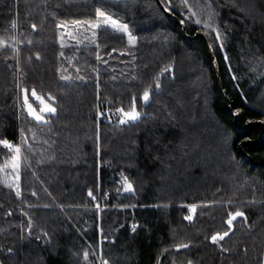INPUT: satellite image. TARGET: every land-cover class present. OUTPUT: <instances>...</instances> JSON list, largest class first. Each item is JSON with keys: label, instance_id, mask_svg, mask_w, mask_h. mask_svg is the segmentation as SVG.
<instances>
[{"label": "trees", "instance_id": "16d2710c", "mask_svg": "<svg viewBox=\"0 0 264 264\" xmlns=\"http://www.w3.org/2000/svg\"><path fill=\"white\" fill-rule=\"evenodd\" d=\"M159 1L0 0V264H262L264 0Z\"/></svg>", "mask_w": 264, "mask_h": 264}, {"label": "water", "instance_id": "95a60500", "mask_svg": "<svg viewBox=\"0 0 264 264\" xmlns=\"http://www.w3.org/2000/svg\"><path fill=\"white\" fill-rule=\"evenodd\" d=\"M156 2L158 3V5L163 9V11H164V12H165L170 18H172L174 21H176L177 23L180 24L182 34H183V36H184L186 39H191V38L194 37V36H189L188 34H186V32H185V28H184V24H183V23H182L177 17H175V16H174L173 14H171L168 10H166V9L162 6V4H161V2H160L159 0H156ZM199 35L203 38V40H204V42H205V45H206V47H207L208 53H209V55H210V58L212 59V63H213L214 69H215V73H216V77H217L218 84H219L220 88L223 89V88H222L221 81H220V78H219V70H218V67H217V62H216V59H215V57H214L213 51H212L211 47L209 46V44L207 43V41H206V39L204 38V36H203L202 34H199ZM222 91H223V90H222ZM223 94L225 95V92H224V91H223ZM255 122H257V123H261V124H264V122H262V121H260V120H257V121H255ZM249 124H250V123H249ZM263 134H264V129H263L262 135H263Z\"/></svg>", "mask_w": 264, "mask_h": 264}, {"label": "rangeland", "instance_id": "374dc122", "mask_svg": "<svg viewBox=\"0 0 264 264\" xmlns=\"http://www.w3.org/2000/svg\"><path fill=\"white\" fill-rule=\"evenodd\" d=\"M23 100L25 101L24 106L29 111V113L38 119H42L43 115L50 110V106L42 98L37 99L38 107H36L33 103L28 101V99H24V97ZM133 117H134L133 114H124L123 119H128ZM260 120L264 122V119H260ZM262 264H264V260L262 261Z\"/></svg>", "mask_w": 264, "mask_h": 264}, {"label": "crops", "instance_id": "0c3cea01", "mask_svg": "<svg viewBox=\"0 0 264 264\" xmlns=\"http://www.w3.org/2000/svg\"><path fill=\"white\" fill-rule=\"evenodd\" d=\"M264 260V252H263V258H262V261Z\"/></svg>", "mask_w": 264, "mask_h": 264}, {"label": "built area", "instance_id": "2783aa9c", "mask_svg": "<svg viewBox=\"0 0 264 264\" xmlns=\"http://www.w3.org/2000/svg\"><path fill=\"white\" fill-rule=\"evenodd\" d=\"M97 205H95V207H96Z\"/></svg>", "mask_w": 264, "mask_h": 264}]
</instances>
